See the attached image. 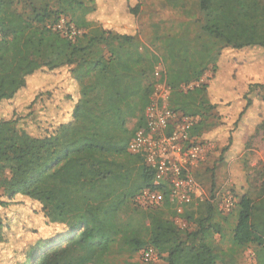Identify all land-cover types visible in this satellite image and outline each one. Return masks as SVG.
Listing matches in <instances>:
<instances>
[{
	"label": "trees",
	"instance_id": "trees-1",
	"mask_svg": "<svg viewBox=\"0 0 264 264\" xmlns=\"http://www.w3.org/2000/svg\"><path fill=\"white\" fill-rule=\"evenodd\" d=\"M52 1L54 9L43 5L30 16L18 11L14 0H0V103L13 99L28 76L44 69L66 68L77 85L69 117L45 134H32L18 118L0 119V208L20 195L39 204L47 224L62 227L28 245L20 264H105L109 255H133L148 247L163 256L161 264H219L212 239L226 233L235 247L252 245L254 264H264L263 172L227 213L209 200L183 204L177 212L168 187L154 185L153 170L127 150L133 133L145 124L160 61L170 88L169 108L197 118L189 136L202 144L196 140L202 129L221 122L219 103L207 96L209 83L182 86L198 81L206 70L215 76L224 49H257L264 64V0H195L198 33L167 41L168 63L137 29H116L90 18L103 0ZM108 1L128 17L140 12L139 0ZM60 16L81 33L69 37L54 29ZM262 89L264 75L248 82L237 120L251 107L249 95ZM209 116L217 121L207 124ZM254 134L264 139V117ZM231 142L229 135L220 160L223 151L233 150ZM146 188L162 194L160 204L143 207L135 201ZM175 217L195 229H180ZM8 229L0 212V242L9 239Z\"/></svg>",
	"mask_w": 264,
	"mask_h": 264
},
{
	"label": "rangeland",
	"instance_id": "rangeland-1",
	"mask_svg": "<svg viewBox=\"0 0 264 264\" xmlns=\"http://www.w3.org/2000/svg\"><path fill=\"white\" fill-rule=\"evenodd\" d=\"M117 1L135 3L136 0ZM110 2H97L99 12L90 14V18L99 17L105 26H113L116 29L136 28L145 43L164 57L165 63L169 62L167 41L177 36L192 39L200 27L201 15L195 0H139L141 10L136 17H128L126 13L115 11V8L110 7ZM53 3L52 0H14V7L21 13L32 16V11L40 9L43 5L54 9ZM67 21V18L60 16L53 23V28L59 29L58 25H62L64 30L72 28L73 24H68ZM259 54L257 49H224L215 76L206 70L198 81L182 86V89L186 90L201 83H209L206 94L212 98L213 103H219L217 115L221 122L214 127L212 125V128H203L200 136H196L205 151L204 160L197 168L198 177L206 189V197L211 199L218 209L225 195L231 197L234 206L259 172L264 173V139L261 134H254L256 124L264 117V89L249 95L252 100L251 107L237 120L239 110L244 104L242 95L248 82L260 81L264 75V64L260 63ZM76 89V82L69 77L66 68L37 71L27 77L26 87L13 99L0 103V119L18 118L19 124L32 134H45L51 126L69 117ZM236 120L238 123L235 126ZM216 121L217 117L209 116L207 124ZM229 135L233 150L230 148L229 151H223V160H220L222 149L229 145ZM212 173L213 192L209 189ZM39 209L37 202L20 195H17L7 208H0L9 224L6 231V237L9 239L0 242V264H20L26 247L35 239L61 231V226L47 224L41 212H38ZM174 222L180 229H195V225L186 222L184 218L175 217ZM34 228L36 232L33 231ZM212 245L218 255L219 264H254V247L233 246L227 233L222 238L214 234ZM141 251L133 255L126 252L109 255L105 264L163 263V256L156 252L151 260H143Z\"/></svg>",
	"mask_w": 264,
	"mask_h": 264
},
{
	"label": "built area",
	"instance_id": "built-area-1",
	"mask_svg": "<svg viewBox=\"0 0 264 264\" xmlns=\"http://www.w3.org/2000/svg\"><path fill=\"white\" fill-rule=\"evenodd\" d=\"M59 30L69 37L81 33L72 27ZM155 85L143 116L145 124L138 128L129 140L127 150L139 154L147 167L154 172L153 183H164L168 187V196L176 204L177 212H182V205L194 201H211L206 197V189L197 179L198 165L204 160L202 144L189 136V130L195 118L173 111L169 108L170 88L164 76V64L160 61L154 69ZM135 201L143 206H155L161 203L162 194L156 189H143ZM234 204L229 195L223 196L219 210L228 212ZM152 247L141 251L143 260L153 258Z\"/></svg>",
	"mask_w": 264,
	"mask_h": 264
},
{
	"label": "crops",
	"instance_id": "crops-1",
	"mask_svg": "<svg viewBox=\"0 0 264 264\" xmlns=\"http://www.w3.org/2000/svg\"><path fill=\"white\" fill-rule=\"evenodd\" d=\"M117 3L119 2V1H117V0H115ZM140 10H141V6H140ZM115 11H119V10H117V9H115ZM123 27V26H122ZM123 28H126V27H123ZM136 29V28H135ZM135 29H132L131 30V27H129L128 29H126V30H131V32L133 31V30H135ZM141 38V37H140ZM142 39V38H141ZM142 41H144L143 39H142ZM146 41H144V43H145ZM146 44V43H145ZM206 187V186H205ZM207 188V187H206Z\"/></svg>",
	"mask_w": 264,
	"mask_h": 264
}]
</instances>
